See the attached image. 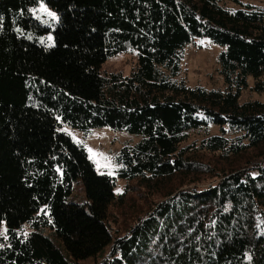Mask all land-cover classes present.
Listing matches in <instances>:
<instances>
[{"label": "trees", "instance_id": "trees-1", "mask_svg": "<svg viewBox=\"0 0 264 264\" xmlns=\"http://www.w3.org/2000/svg\"><path fill=\"white\" fill-rule=\"evenodd\" d=\"M41 2L58 20L35 16ZM202 38L224 47L225 89L180 77ZM128 52L131 73L103 69ZM249 77L264 94V9L243 0H0V264H264V101H240ZM64 125L139 137L115 157L121 193ZM136 195L114 234L113 208Z\"/></svg>", "mask_w": 264, "mask_h": 264}, {"label": "rangeland", "instance_id": "rangeland-1", "mask_svg": "<svg viewBox=\"0 0 264 264\" xmlns=\"http://www.w3.org/2000/svg\"><path fill=\"white\" fill-rule=\"evenodd\" d=\"M249 2L264 9V0H243ZM231 8H238L239 5L229 3ZM46 7L48 11L55 14V17L47 15L45 12H41L39 9ZM35 16L42 20L54 19L58 20V15L55 11L49 8L44 2H41L39 6L34 10ZM53 38L51 36V42ZM200 45L191 44L186 51L185 57L182 61V73L181 78L185 79L189 86H203L207 89H225L226 84L223 79V75L220 73V65L218 61L219 54L224 47L214 43L209 38H202ZM136 63V56L134 53H121L111 59H109L104 65L103 69L108 72L122 71L125 74L131 73ZM249 88L244 89L241 95V102H245L251 99H259L264 101V94L252 91L251 87L254 85V78L249 77ZM63 129L68 131L74 140L85 146L90 159L94 162L96 169L101 173H107L118 178V164L115 161L117 153L121 148L130 142H136L139 137L131 135L126 131L114 130L110 127L94 128L88 133H84L81 130L64 125ZM205 130L193 132L192 139H201L205 136ZM220 133L216 126L210 127V134ZM227 136L234 137L236 134L233 130L228 129ZM205 183L200 186H205L209 183L208 177L202 178ZM124 189V181L118 178V184L115 189L116 193H121ZM73 199L80 200L86 197V192L83 186L76 185ZM135 197V196H134ZM142 207V201L136 195L135 201L128 207H114L113 213L110 217V223L114 234L125 232L139 216L138 209L135 207ZM7 224L3 222L0 226V237H6ZM31 231L29 224L23 225L20 229V233L27 235ZM89 264V262H85Z\"/></svg>", "mask_w": 264, "mask_h": 264}, {"label": "snow or ice", "instance_id": "snow-or-ice-1", "mask_svg": "<svg viewBox=\"0 0 264 264\" xmlns=\"http://www.w3.org/2000/svg\"><path fill=\"white\" fill-rule=\"evenodd\" d=\"M39 10H40L41 12H45V13H47V15H49V16L55 17V14L52 13V12H50V11H48V9H47L46 7H41Z\"/></svg>", "mask_w": 264, "mask_h": 264}, {"label": "bare ground", "instance_id": "bare-ground-1", "mask_svg": "<svg viewBox=\"0 0 264 264\" xmlns=\"http://www.w3.org/2000/svg\"><path fill=\"white\" fill-rule=\"evenodd\" d=\"M221 129V128H220Z\"/></svg>", "mask_w": 264, "mask_h": 264}]
</instances>
